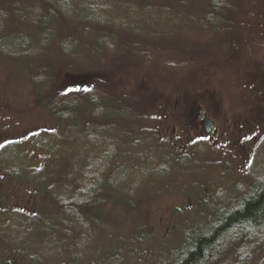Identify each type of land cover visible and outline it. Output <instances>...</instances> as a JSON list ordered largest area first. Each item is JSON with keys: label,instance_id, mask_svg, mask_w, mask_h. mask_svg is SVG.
Returning <instances> with one entry per match:
<instances>
[{"label": "rangeland", "instance_id": "1", "mask_svg": "<svg viewBox=\"0 0 264 264\" xmlns=\"http://www.w3.org/2000/svg\"><path fill=\"white\" fill-rule=\"evenodd\" d=\"M36 1L0 0V12L12 10L18 3L23 8H17V13L33 9L30 6ZM139 1L134 4L137 8H115L110 13L125 21L124 26L98 29L85 40L72 28L65 26L64 30L62 24L55 29L57 35L73 38L74 43L65 37L62 44L72 48L76 57L104 59L110 51V63L102 68L108 76L94 81H86L79 69L83 66H71V58L53 55V41L28 46L7 36L15 27L11 28L12 16L4 19L7 35L0 41V144L20 142L33 153L41 147L50 148L45 132L58 131L62 124L54 119L49 103L62 100L55 95L78 79L79 90L93 87L88 93L80 91L77 100L82 106L97 97L104 114L126 115L114 124L128 142L153 141L169 168L162 169L161 179L139 183L128 195L114 189L115 183L127 179V166L116 168L113 174L107 172L111 191L102 196L101 212L91 227L93 241L104 256L95 259L74 254L63 242L66 234L72 233L58 229L59 250L42 256V264H78L76 258L79 264H174L177 250L185 242L183 228L208 226L220 211L239 204L264 177V0H222L230 7L223 16L202 8L207 0H150L149 8H141L144 1ZM81 40L85 43L80 44ZM200 105L211 123L208 131L203 122L196 125L191 115ZM54 107L59 109V105ZM95 111L88 106L80 122L94 124L96 117L97 127L107 132L110 118ZM69 135L77 137L73 144L80 152L82 143L90 145L83 128ZM144 147V143L127 144L126 162L122 156L120 163L136 165L145 155ZM148 160L142 165L145 171L132 174L138 182L139 172L157 173ZM39 164L34 158L27 162L29 168ZM135 182L128 180L129 185ZM126 185L127 181L123 190L129 191ZM52 204L45 192L0 171V210L44 208L52 214ZM10 218L3 216L4 224L11 220L18 223L12 215ZM4 227L0 225V231ZM10 227L12 235L22 229L20 223ZM12 247L0 239V264H26ZM230 249L209 264H264V227L241 237L238 247Z\"/></svg>", "mask_w": 264, "mask_h": 264}, {"label": "trees", "instance_id": "2", "mask_svg": "<svg viewBox=\"0 0 264 264\" xmlns=\"http://www.w3.org/2000/svg\"><path fill=\"white\" fill-rule=\"evenodd\" d=\"M143 1L141 8H149L150 0ZM139 3L138 0H128L127 3H121L120 0H37L30 6L33 9H24L23 12L21 10L17 13L19 10L17 8H23L18 3V6L12 10L5 8L0 12V41L7 35V26H3L4 19L12 16L11 23L13 26L11 28L15 27V32L12 31L13 33L10 32L8 33L10 35L7 36L28 46L37 41H53V47L50 48L53 50L52 54H62L71 58L68 60L71 66H77V68L83 66L79 69L86 81L105 78L108 73L106 74L102 68H106L107 63H110L107 53L110 51L106 52L107 58L104 59L99 57L98 60H90L82 56L76 57L72 48L62 44L63 38L68 37L71 40L73 38L64 34L57 35L58 32L55 29H59V24H62V28L67 26L74 29L80 38L85 40L98 29L109 30L117 26H124L125 21H120L117 15L110 13L114 12L113 9L115 8L120 10L137 8V6L134 7V4L138 5ZM199 6L197 5L196 8ZM202 8H211L213 15L220 14L223 16L227 12V8L230 7L222 0L216 2L207 0L206 5ZM214 8L223 9L219 11ZM27 20L29 23H24ZM19 25L23 26L19 27ZM24 33L27 35L35 34L36 37L33 36L31 39V37H25ZM83 40L80 44L85 43ZM72 42L75 41L72 40ZM90 62L94 64H90ZM95 64L97 65L96 68L92 69ZM79 81L78 79L72 81L76 85L66 86L64 90H61L62 93L55 95L59 99L63 98L60 100L62 103L60 101L57 104L49 103L54 119L60 125L62 124L58 131L45 132L46 139L52 144L50 148L41 147L40 151L33 153L25 146H21L20 142L7 141L0 144V171L9 177L19 178L26 184H32L35 188L48 194L53 200L52 214L44 208L42 211H27L16 207L0 210V225L7 227L0 231V239L5 245L11 248L14 246L16 249L14 253L23 257L26 264H42L44 261L42 256L51 253L52 250V254L55 253L54 250H59L58 245L62 243V240L57 241L58 229L64 234H66L64 231L67 230L72 233L71 236L66 234L67 238L63 242H67L65 246L69 247L74 254L78 253L81 257L86 255L87 258H102L104 254L103 252L100 253V249L97 248L99 246L95 245L93 241L94 235L91 227L97 223L95 222L96 217L101 212L98 207L101 205V198L109 190L110 181L106 180V173L113 174L116 168L127 166L128 171L124 173L125 177L128 176L127 179H123L117 185L115 183L114 189H119L122 195L125 193L128 195L139 183L147 180H159L162 169H169L166 164L167 158L165 157L163 160L158 156V154L161 155L160 149L156 147L153 141L142 138L128 142L129 138L127 139V136L122 134L123 130L114 124L126 115L104 114L100 110L102 101L99 100L98 102L97 97L92 98V101L87 103V107H95V114L110 118L109 130L105 132L106 130L102 129L104 127H97L95 124L96 117L94 118L93 115L94 124L80 122V116L86 113L87 107L82 106V102L77 100L79 93L81 90L87 91V93L91 92L93 87L86 85L79 90L77 83ZM58 105L59 109L56 110L54 106ZM63 108L66 109L63 111ZM80 128L84 129L85 138L93 147L82 143V152L78 146L73 144L77 137H70L71 135H69L78 132ZM102 142L103 151L101 149ZM142 143L145 145V155L137 159L136 165H128V163L125 165L126 155H128L124 151L125 146L131 144L134 147V145ZM122 156L125 159L124 163L119 161V157ZM30 158L39 160V166L30 167L32 168L30 169L27 165ZM146 159H149L147 161L149 167L157 173L151 175L139 172L137 175H140L141 180L138 182L134 177L135 175L132 174L145 171L142 165ZM128 160L132 159L128 158ZM67 165L68 169L65 168ZM131 179L136 180V182L129 185L128 180L132 182ZM126 181V186L130 188L129 191L123 190V184ZM10 215L18 223L11 220V222L4 224L2 217L6 216L11 219ZM213 220L206 227L193 225L183 228L185 242L179 251L177 250L174 264H209L215 256L221 259L222 252L225 250H231L232 246L234 249L236 246L238 247V241L241 237H249L252 230L264 227V177L256 181L239 204L220 211ZM19 223L22 229L16 231L14 235L10 234V226L19 225ZM55 244L57 247L54 246ZM42 251L45 253H40ZM36 255L39 257L34 259ZM72 259L75 261L74 255L71 257ZM76 262L79 264L80 260L76 258ZM211 263H216V261ZM99 264L104 263L99 262Z\"/></svg>", "mask_w": 264, "mask_h": 264}, {"label": "flooded vegetation", "instance_id": "3", "mask_svg": "<svg viewBox=\"0 0 264 264\" xmlns=\"http://www.w3.org/2000/svg\"><path fill=\"white\" fill-rule=\"evenodd\" d=\"M194 111H191V115L193 114V118L196 120V125H199L202 123V120L204 118H207L205 113L203 112V109L201 108V105L197 108V110L195 111V113H193Z\"/></svg>", "mask_w": 264, "mask_h": 264}, {"label": "water", "instance_id": "4", "mask_svg": "<svg viewBox=\"0 0 264 264\" xmlns=\"http://www.w3.org/2000/svg\"><path fill=\"white\" fill-rule=\"evenodd\" d=\"M202 124H203L205 130L208 131L207 125H208V124H211V123L209 122V120H205V121H203Z\"/></svg>", "mask_w": 264, "mask_h": 264}]
</instances>
